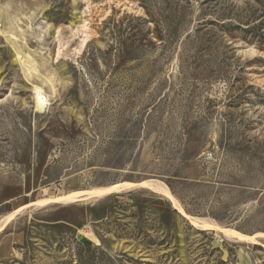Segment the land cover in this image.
I'll return each mask as SVG.
<instances>
[{
  "label": "rangeland",
  "instance_id": "1",
  "mask_svg": "<svg viewBox=\"0 0 264 264\" xmlns=\"http://www.w3.org/2000/svg\"><path fill=\"white\" fill-rule=\"evenodd\" d=\"M145 181L218 228L147 187L44 201ZM6 219L0 264H264V0H0Z\"/></svg>",
  "mask_w": 264,
  "mask_h": 264
},
{
  "label": "bare ground",
  "instance_id": "2",
  "mask_svg": "<svg viewBox=\"0 0 264 264\" xmlns=\"http://www.w3.org/2000/svg\"><path fill=\"white\" fill-rule=\"evenodd\" d=\"M87 36V35H86ZM85 38V37H84ZM85 42V40H83V43ZM82 43V44H83ZM37 88H35V91H36ZM39 90V89H37ZM38 92V91H37ZM40 92L37 93V96L39 95ZM41 95V93H40ZM36 97V95H35ZM40 98V96H39ZM39 98H35L36 100V108L37 110L42 108L41 106H43L42 102L43 101H40L41 99ZM134 188V187H147V188H151L153 190H157V191H160V193L162 195H164L169 201L172 202V204L174 205V207L178 210V212L183 215L186 219H188L191 224L195 227H200L202 229H213V228H216L208 223H206L205 221H201V219H195V218H192L190 217L189 215H187L183 209L181 208V206H179V204L177 203V201L175 200V198L171 195V193L169 192L168 188L165 187V186H161L159 183H155V182H151V181H145V182H141V183H137V184H134V183H121V184H114V185H109V186H106V187H97V188H92L90 190H84V191H80V192H76V193H71V194H67V195H64V196H59V197H56V198H51V199H46L44 200L46 203H69L74 200H84V199H87L89 197H104V196H107V195H111V194H115V193H119V192H122L124 191L125 189H128V188ZM129 191V190H128ZM77 202V201H76ZM63 203V204H64ZM35 204V203H34ZM204 220V219H202ZM9 222V219H6V221L4 223H1L2 225L0 226V231L4 229V227L8 224ZM218 228V227H217ZM216 228V229H217ZM220 230L225 236H229V237H232V238H235L237 240H239L240 242L241 241H249V240H253L256 236H253V237H248V236H245L243 234H240L234 230H230V229H218ZM259 236V235H258ZM264 236V235H262Z\"/></svg>",
  "mask_w": 264,
  "mask_h": 264
},
{
  "label": "built area",
  "instance_id": "3",
  "mask_svg": "<svg viewBox=\"0 0 264 264\" xmlns=\"http://www.w3.org/2000/svg\"><path fill=\"white\" fill-rule=\"evenodd\" d=\"M203 160L205 161V162H210V161H213L214 159H213V154L212 153H206L205 155H204V157H203Z\"/></svg>",
  "mask_w": 264,
  "mask_h": 264
}]
</instances>
